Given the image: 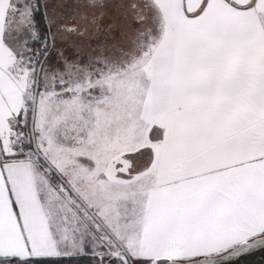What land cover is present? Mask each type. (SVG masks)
<instances>
[{
    "label": "snow or ice",
    "instance_id": "obj_1",
    "mask_svg": "<svg viewBox=\"0 0 264 264\" xmlns=\"http://www.w3.org/2000/svg\"><path fill=\"white\" fill-rule=\"evenodd\" d=\"M257 248L264 0H0V264Z\"/></svg>",
    "mask_w": 264,
    "mask_h": 264
},
{
    "label": "water",
    "instance_id": "obj_2",
    "mask_svg": "<svg viewBox=\"0 0 264 264\" xmlns=\"http://www.w3.org/2000/svg\"><path fill=\"white\" fill-rule=\"evenodd\" d=\"M225 264H264V248H257L238 257H232Z\"/></svg>",
    "mask_w": 264,
    "mask_h": 264
},
{
    "label": "crops",
    "instance_id": "obj_3",
    "mask_svg": "<svg viewBox=\"0 0 264 264\" xmlns=\"http://www.w3.org/2000/svg\"><path fill=\"white\" fill-rule=\"evenodd\" d=\"M72 257H77V258H82L79 261H83L84 264H94V261L92 260V257L88 254H84V255H75Z\"/></svg>",
    "mask_w": 264,
    "mask_h": 264
},
{
    "label": "trees",
    "instance_id": "obj_4",
    "mask_svg": "<svg viewBox=\"0 0 264 264\" xmlns=\"http://www.w3.org/2000/svg\"><path fill=\"white\" fill-rule=\"evenodd\" d=\"M82 258H77V257H67L63 258L64 264H84L83 261H79Z\"/></svg>",
    "mask_w": 264,
    "mask_h": 264
}]
</instances>
